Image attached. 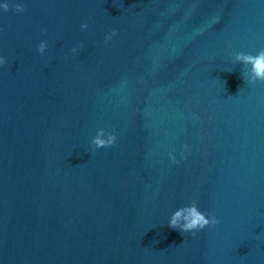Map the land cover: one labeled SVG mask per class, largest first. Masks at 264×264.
Instances as JSON below:
<instances>
[{
    "label": "water",
    "instance_id": "obj_1",
    "mask_svg": "<svg viewBox=\"0 0 264 264\" xmlns=\"http://www.w3.org/2000/svg\"><path fill=\"white\" fill-rule=\"evenodd\" d=\"M16 6L0 11V264H264V82L232 59L264 50V0ZM98 129L115 144L93 151ZM185 211L216 223L182 235L168 221Z\"/></svg>",
    "mask_w": 264,
    "mask_h": 264
},
{
    "label": "clouds",
    "instance_id": "obj_2",
    "mask_svg": "<svg viewBox=\"0 0 264 264\" xmlns=\"http://www.w3.org/2000/svg\"><path fill=\"white\" fill-rule=\"evenodd\" d=\"M12 9L16 13H23L25 9L21 6L14 8L10 7V0H0V11L9 12ZM88 28L87 23L80 25L81 31ZM112 35H115L113 32ZM107 39H111V36H107ZM48 49L47 41L41 40L36 51L38 55L43 56ZM75 54L76 49H72ZM233 63H240L245 68H249L250 72L243 73L242 76L247 83L264 82V50H260L256 55H250L245 53H235L232 57ZM6 61L4 57H0V67L5 65ZM116 142V135L113 131H106L104 129H98L95 136L91 140V146L93 151L97 149H103L111 147ZM170 159L175 162V158L170 155ZM215 219L210 217L205 218L203 215L190 216L187 211L180 215H171L168 221V226L171 229L178 230L182 235L194 233L199 230L207 228L209 225H214Z\"/></svg>",
    "mask_w": 264,
    "mask_h": 264
}]
</instances>
